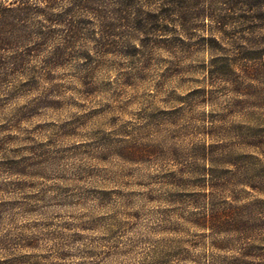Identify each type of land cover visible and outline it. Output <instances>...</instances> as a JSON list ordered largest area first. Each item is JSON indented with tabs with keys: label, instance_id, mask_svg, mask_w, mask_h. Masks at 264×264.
<instances>
[{
	"label": "rangeland",
	"instance_id": "obj_1",
	"mask_svg": "<svg viewBox=\"0 0 264 264\" xmlns=\"http://www.w3.org/2000/svg\"><path fill=\"white\" fill-rule=\"evenodd\" d=\"M164 1L145 2V11L158 12ZM117 2L102 8L104 39L96 42L95 25L86 24L73 60L54 71L57 79L1 103L0 141L24 160L26 175L5 180L11 186L0 264H155L182 250L173 239L196 257L203 253L191 248L197 232L176 218L162 221L164 214L197 212L210 196L219 206L227 200L255 214L263 209L264 110L257 83L247 89V81L237 93L233 83L209 78V63L220 53L203 42L216 36L230 48L231 37L244 29L257 41L261 23L232 19L219 33L198 18L205 0H191L190 6L201 4L188 14L195 30L182 32L176 17L157 27L145 15L138 31ZM35 105L36 114L23 117ZM174 227L181 233H169ZM262 233L248 227L247 244ZM239 236H232L236 255ZM258 250L253 254H264Z\"/></svg>",
	"mask_w": 264,
	"mask_h": 264
},
{
	"label": "trees",
	"instance_id": "obj_2",
	"mask_svg": "<svg viewBox=\"0 0 264 264\" xmlns=\"http://www.w3.org/2000/svg\"><path fill=\"white\" fill-rule=\"evenodd\" d=\"M117 1L121 5L119 14H128L126 19H121L131 22L133 28L138 31L145 24V15L153 18L157 27L162 20L166 23L173 21L171 17L180 19L182 32H185V29L187 32L195 30L197 27L194 25L195 20L189 19L188 14L197 4L201 5L199 1L193 7L190 6L191 0H166L159 6L158 12L154 13L145 11L144 3L149 0ZM106 3L107 0H0V111L4 99L29 97L35 94L41 81L50 83L57 79L54 71L67 67L73 60V50L84 34L86 24L95 25L96 42L105 38V16L102 8ZM217 3L222 7L215 12L212 6ZM203 5L207 8L203 9L198 18H203L202 22H213L219 27V33L225 32V29L234 23L232 19L239 22L251 19L250 21L261 23L257 26L260 29L259 41H250L245 36L247 32L244 29L231 37L230 48L222 46L216 36L204 37L203 42L210 47L219 48L220 53L209 63V78L233 83L237 86V93H242L240 90L243 91L247 81V89H251L254 82L257 83L255 95L258 97L259 107L264 110V0H205ZM248 44L251 46L248 47ZM27 106L17 112L21 113ZM38 107L40 106H32V110L26 112L23 117L33 116ZM242 158L259 159L252 156ZM25 172L24 160L13 156L4 141H0V225L4 221V206L8 205L9 199L6 194L10 192L11 186V183L5 180L9 175L25 176ZM207 200V206L197 212H169L164 214L167 220H162L170 221L176 218L190 224L197 232L195 237L198 239L196 245L191 248L203 253L195 257L192 250L186 248L188 244L173 239L170 241L182 246V250H174L166 256L167 259L155 258L157 263H154L169 264L178 260L191 261L194 264H264V254H253L257 249L264 251V247L260 248L264 246V201L260 202L263 209L255 214L250 211L248 205L237 206L234 201L224 200L225 204L219 206L220 203L218 204L214 196ZM253 225L263 231V236L254 237L253 243L249 245L247 241L251 237L245 232ZM168 231L172 234L181 233L176 227L169 228ZM235 233L241 234L237 240L242 243L239 255L235 254L236 246L232 237ZM26 248L32 247L28 245ZM215 251H220L223 255L217 256ZM24 256L23 258H26V255ZM14 258L11 257V260Z\"/></svg>",
	"mask_w": 264,
	"mask_h": 264
}]
</instances>
